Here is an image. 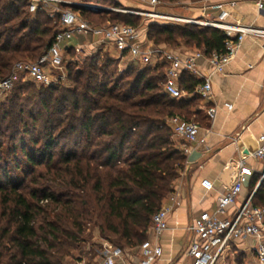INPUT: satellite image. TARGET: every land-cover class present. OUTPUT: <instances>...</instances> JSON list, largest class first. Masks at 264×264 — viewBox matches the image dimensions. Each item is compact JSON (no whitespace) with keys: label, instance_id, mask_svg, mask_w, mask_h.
<instances>
[{"label":"trees","instance_id":"1","mask_svg":"<svg viewBox=\"0 0 264 264\" xmlns=\"http://www.w3.org/2000/svg\"><path fill=\"white\" fill-rule=\"evenodd\" d=\"M69 8L95 25L141 28L131 14ZM27 10L25 0H0V79L18 62L37 61L59 31L57 15L50 18L42 8L33 14ZM146 29L147 40L155 46L174 50L183 43L205 55L224 52L225 37L216 29L170 24H149ZM72 57L69 48L64 65L70 86L25 81L7 94L0 92V159L18 149L26 167L16 181L5 168L1 172L0 264H61L67 249L79 246L88 224L115 247L139 246L184 170L186 157L166 119L190 121L199 115L192 93L200 81L183 74L180 85L192 98L173 100L160 86L162 65L129 63L119 70L111 55L105 60L93 55L79 67ZM24 103H33L27 112ZM31 130L41 137H30ZM67 138L72 147L62 144ZM259 181L253 175L249 191L256 188L252 204L264 208V180ZM49 185L65 191L54 193Z\"/></svg>","mask_w":264,"mask_h":264},{"label":"built area","instance_id":"2","mask_svg":"<svg viewBox=\"0 0 264 264\" xmlns=\"http://www.w3.org/2000/svg\"><path fill=\"white\" fill-rule=\"evenodd\" d=\"M25 1L28 2V14L35 13L39 8L46 11L54 9V12L49 13L48 16L59 17V31L37 61L18 62L13 66L8 77L0 79L2 94H7L16 84L25 81L45 87L62 81L66 76L64 63L69 48L73 51L70 61L78 65L82 62V57L95 55L102 58V53L108 50L117 61L118 69L121 70L129 63L151 68L157 65L164 66L165 77L160 86L162 92L173 100L191 96L180 85L183 74L200 81L194 88L192 96H196L206 104L203 107L205 115L208 120L213 121L216 116V107L212 104L211 74H202L199 63L207 62L212 68V73H222L224 67L235 58L246 38L259 41L264 54V27L244 25L234 15L237 4L242 0H201L203 16L199 19L158 12L154 9L159 8V0H147L148 5L154 8L148 13L127 12L131 15H143L161 23L194 25L220 31L225 37L224 52H212L209 55L198 50L181 55L152 43L141 42L140 28L120 23L95 25L81 19L69 8L77 6L92 11L108 10L89 0ZM256 7L259 12H264L262 0L256 2ZM75 35L93 36L98 40L70 47L69 43ZM166 123L172 129L174 140L180 143L179 150L187 159L191 147L201 140L199 137L201 127L194 121H186L178 116L167 118ZM250 157L264 162V134L258 138V147L250 154ZM186 163L187 160L185 165ZM185 165L183 172H185ZM181 175L174 182L173 192L165 200L168 203L162 205L152 216L147 239L132 249L115 247L110 243L102 244L97 251L99 264H157L160 262L163 252L158 240L167 230L168 217L179 199ZM252 176L253 170L246 165V159L240 160L236 180L218 197L215 209L212 212L199 213L188 226L189 241L184 259L174 264H225L230 256L236 253L242 254V246L247 242H250V246L246 249L254 253V261L251 264H264V208L252 204L256 188L237 205L239 196ZM262 179H264V173L260 181ZM200 185L205 192L212 189V184L207 180H203ZM231 208H236L233 214H230Z\"/></svg>","mask_w":264,"mask_h":264},{"label":"crops","instance_id":"3","mask_svg":"<svg viewBox=\"0 0 264 264\" xmlns=\"http://www.w3.org/2000/svg\"><path fill=\"white\" fill-rule=\"evenodd\" d=\"M200 1L197 0L192 16L183 17L202 18ZM257 1L242 0L237 4L234 15L242 24L264 27V12L257 10ZM97 40L90 36L81 44ZM140 41L151 43L147 40L146 27L140 28ZM158 47L172 50L164 45ZM260 47L259 41L246 38L222 73H212L207 62L199 63L202 74H211L212 104L216 107V116L213 121L208 120L203 110L206 104L197 99L199 115L194 121L202 129L201 140L191 147L186 159L179 199L168 217L167 230L158 240L163 254L157 264H174L184 259L189 241L188 226L199 213L215 209L218 197L236 180L240 160L246 159V165L253 170L254 176L261 178L264 173V162L250 157L258 147V138L264 134V54ZM173 51L187 55L195 50L180 47ZM175 142L180 144L177 140ZM203 180L212 184L211 191L203 190L200 185ZM249 184L244 187L237 205L250 194ZM167 203L165 201L163 205ZM235 209L231 208L230 214ZM249 246L250 242L243 244L242 254L254 256L250 249H246Z\"/></svg>","mask_w":264,"mask_h":264},{"label":"rangeland","instance_id":"4","mask_svg":"<svg viewBox=\"0 0 264 264\" xmlns=\"http://www.w3.org/2000/svg\"><path fill=\"white\" fill-rule=\"evenodd\" d=\"M2 1H13V0H2ZM70 1V0H68ZM160 1V0H159ZM99 5L102 7L108 9L103 11H108L112 13H118V14H128V11L138 12L140 14L148 13L150 10H153L154 8H151L148 5L147 0H99ZM197 0H179L176 3H167L160 1L159 8H156L154 10L165 13V14H179L181 16H192L194 14V7H197ZM115 3L119 6H115ZM101 11V10H98ZM51 12H54V9H47L46 13L49 14ZM133 17L137 18V20H134L136 25L139 27H146L149 24H170V23H161L159 21H152L150 18H147L143 15H132ZM174 26H185V25H179V24H170ZM90 38V36H80L75 35L74 39L71 41V46H75L77 43L81 44L87 41ZM185 47L184 44H179L177 48ZM175 48V46L173 47ZM110 53V54H109ZM112 53L108 50L106 53H102V58L105 60L106 56H110ZM85 57H82V61ZM100 58V59H102ZM69 58H65V63L69 62ZM79 67H82L81 63L78 65ZM127 66V65H126ZM124 67V69L126 68ZM121 70V69H119ZM123 70V69H122ZM62 84L65 86H70V83L67 82L66 78L64 77L62 79ZM34 103V101H33ZM32 103V104H33ZM195 102L194 104H196ZM32 104L24 103L23 108L25 112L29 111L32 108ZM195 106V105H194ZM190 117V116H189ZM190 121H197L198 118L190 117L188 118ZM40 126V121L36 123V128ZM30 137L34 136L37 139L41 136H38L37 132H34V130H31V133L29 135ZM76 137V136H75ZM28 137H25L24 139L27 140ZM2 139L0 138V141ZM5 145L3 146L4 149L8 148L6 147V143L4 140L2 141ZM72 141L67 138V140H62V144H66L69 147H72ZM18 144V143H17ZM4 152V151H3ZM16 165H18V168L16 169ZM0 176L2 169H6L8 178L16 181L18 180L21 175L22 170H24L25 167V158L22 156V154L19 153V150L17 149L16 153L12 155L11 157H7L3 154V156L0 159ZM42 169L39 167L37 170L40 171ZM18 170V171H16ZM3 182V181H2ZM26 184H28L26 182ZM26 186V185H25ZM52 187V191L57 194H63L65 190L57 189L56 187L49 185ZM21 191L25 194V189L22 187ZM28 198V196H26ZM29 199V198H28ZM38 226V222H36V227ZM84 234L82 239L79 242L78 247H74L73 249H67V253L63 256L62 260L60 261L61 264H78L79 262H82L83 264H99L100 260L98 258L97 251L101 248L102 244L109 243L108 241L101 238L99 234V230L97 227H95L93 224H88L84 228ZM113 246V245H112ZM11 245H9L8 248H10ZM13 252V251H12ZM251 255V254H250ZM245 256V258L242 260L243 256L239 257V253L234 254L233 256H230L229 259L225 262V264H238L240 262L241 264H249L251 263L252 259H254V256ZM6 260V259H5Z\"/></svg>","mask_w":264,"mask_h":264},{"label":"water","instance_id":"5","mask_svg":"<svg viewBox=\"0 0 264 264\" xmlns=\"http://www.w3.org/2000/svg\"><path fill=\"white\" fill-rule=\"evenodd\" d=\"M74 7H77V6H74ZM262 180H264V179H262ZM262 180L259 182V184L262 182ZM259 184H258V185H259ZM258 185H257V187H258Z\"/></svg>","mask_w":264,"mask_h":264}]
</instances>
